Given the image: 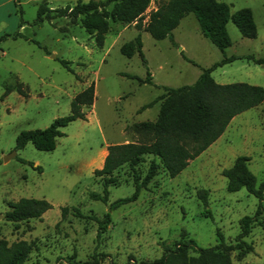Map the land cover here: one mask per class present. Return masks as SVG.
<instances>
[{
	"label": "rangeland",
	"instance_id": "1",
	"mask_svg": "<svg viewBox=\"0 0 264 264\" xmlns=\"http://www.w3.org/2000/svg\"><path fill=\"white\" fill-rule=\"evenodd\" d=\"M40 1L0 0V237L9 242L32 241L24 264H95L96 260L98 264H134L133 260L160 256L162 241L174 245L182 229L198 246L216 244L217 231L227 243H234L241 216L252 214L261 202L262 214L244 237L253 249H232L230 254L233 264H264V199L260 201L244 186L228 190L222 174L237 155L245 154L256 184L264 178V101L235 114L221 135L176 175L170 176L154 157L156 174L136 199L110 211V221L99 236L95 219L76 216L71 210L61 217L62 205H77L84 214L102 217L110 201L134 191V173L142 178L153 155L144 154L134 167L124 163L116 168L105 202L89 196L90 190L102 192L103 188L102 177L93 171L103 158L98 150L109 143L143 140L133 124L156 118L161 100L140 107L164 92V85L192 83L201 65L224 54L264 56V0H225L231 11L244 6L252 9L257 33L244 36L229 20L231 44L224 54L201 33L192 12L172 30L176 45L168 36L156 39L140 30L146 64L137 52L126 56L120 50L123 42L137 34V27L112 22L116 29L109 30L99 46L82 26V15L35 23ZM47 1L51 7L77 2ZM147 69L155 78L152 83L139 84L130 76L144 77ZM212 74L218 82L240 80L264 86V63L247 57L218 66ZM20 81L25 93L17 89ZM92 81L95 97L84 108L86 118L63 126L53 149H39L28 141L4 159L15 149L21 130L43 128L56 116L67 114L71 98ZM7 85L14 89L4 94ZM201 188L209 191L207 205L198 195ZM21 196L45 197L52 206L41 218L7 219L8 202Z\"/></svg>",
	"mask_w": 264,
	"mask_h": 264
},
{
	"label": "trees",
	"instance_id": "2",
	"mask_svg": "<svg viewBox=\"0 0 264 264\" xmlns=\"http://www.w3.org/2000/svg\"><path fill=\"white\" fill-rule=\"evenodd\" d=\"M150 0H77L75 4H66L57 7L48 5L47 0L38 4L35 23L57 16H81L82 26L91 33L99 46L104 43L105 33L109 30L110 20L132 22L136 20L137 28L143 27L145 10ZM112 4L109 8L108 5ZM193 12L196 16L201 32L208 37L224 54V49L231 44L227 31V22L232 20L242 35L254 37L257 26L252 9L244 6L230 10L225 0H165L159 2L156 9L149 12V18L144 28L155 38L168 36L176 45L173 37V28L180 18ZM19 34L16 32L14 34ZM5 35H8L6 33ZM121 52L131 56L137 52L144 64L147 63L142 49V39L137 33L132 39L123 42ZM247 57L258 63H264V56L255 57L246 55H223L209 66H202L198 77L188 84L177 86L164 85V92L152 100L144 103L141 108L151 106L160 101L157 116L153 120H141L133 124L135 130L143 133V140H128L109 143L107 153L100 167L94 168V173L102 177V192L90 190L89 196L93 199L108 201L109 186L114 182L113 171L124 163L134 167L142 160L144 154H152L145 175L139 178L134 173V191L126 196L118 197L108 204V210L99 217L96 214H84L77 205H62L61 217L70 210L79 217H90L97 221V236L107 227L110 221V211L120 204L136 199L142 187L156 174L158 157L170 176H174L184 169L191 159L199 155L213 141H215L226 128L231 118L250 107L257 106L264 101V86L247 81L218 82L211 71L225 62L235 58ZM67 65L68 61L61 60ZM140 83H152L151 73L147 69L145 77L130 75ZM17 89L21 93L25 90L18 82ZM14 89L7 85L5 93ZM95 97L94 82H90L78 91L70 101V111L67 114L56 116L43 128H29L21 130L16 136L15 148L23 147L31 141L37 148L51 150L56 145V139L63 134L62 127L76 118H86L85 107L90 106ZM249 156L239 154L231 166L222 169L227 177L226 187L234 191L242 186L253 193L261 201L264 199V178L256 184V176L248 166ZM32 163V162H31ZM33 164V163H32ZM35 168L41 170L40 165ZM208 190L201 188L198 195L207 205ZM9 208L5 217L9 220L20 221L29 218H41L42 214L52 206L45 197L21 196L8 202ZM261 202L252 214H244L239 220L240 231L235 236L234 243H227L223 234L217 231L219 241L210 246H198L195 239L188 236L182 229L174 245L162 241L163 253L151 261L133 260L134 264H233L230 251L240 249L241 252L251 251L253 244L244 239L262 214ZM208 212V210L206 211ZM32 247V241L24 238L9 242L0 237V264H24ZM98 264V260L95 261Z\"/></svg>",
	"mask_w": 264,
	"mask_h": 264
},
{
	"label": "crops",
	"instance_id": "3",
	"mask_svg": "<svg viewBox=\"0 0 264 264\" xmlns=\"http://www.w3.org/2000/svg\"><path fill=\"white\" fill-rule=\"evenodd\" d=\"M162 1H165V0H150L149 1V4H148V6H147V8H146V10H145V15H144V18H143V27L142 28H138L137 30H139L137 33H140V30H142V31H148V30H146L145 28H144V25H145V23L147 22V20H148V18H149V12L152 10V9H156L157 8V6H158V4H159V2H162ZM189 13H191V12H188V13H186V14H184L181 18H180V21H179V23L181 22V20L183 19V18H185V16L187 15V14H189ZM193 13V12H192ZM194 14V13H193ZM58 17V16H57ZM53 19V18H52ZM197 19V18H196ZM198 21V20H197ZM112 22L114 23V24H116V22H119V23H121V26H123V27H129V26H134V27H136V25H135V22H136V20H134V21H132V22H121V21H110V27H109V30H112V29H116L115 27H113L114 26V24H112ZM179 23L177 24V25H179ZM177 25L173 28V30L177 27ZM200 27V26H199ZM108 30V31H109ZM107 31V32H108ZM200 31H201V29H200ZM106 32V33H107ZM149 32V31H148ZM106 33H105V35H106ZM150 33V32H149ZM202 33V32H201ZM140 35H141V33H140ZM173 37H174V40L176 41V42H178L177 40H176V37H175V34H173ZM155 38V37H154ZM105 39V38H104ZM142 39V38H141ZM156 39H160V38H156ZM104 44V43H103ZM179 45H180V43H179ZM103 46V45H102ZM142 46H143V42H142ZM243 57H245V56H243ZM249 59V58H248ZM230 62V61H229ZM213 63V62H212ZM211 63V64H212ZM225 63H227V62H225ZM225 63H223V64H221V65H218V66H222V65H224ZM211 64H209V65H211ZM209 65H206V66H209ZM203 65H201L200 66V69H201V67H202ZM206 66H204V67H206ZM217 66V67H218ZM217 67H215V68H217ZM214 68V69H215ZM213 69V70H214ZM213 70L211 71V74H212V72H213ZM200 72H201V70H200ZM199 72V73H200ZM151 73V79H152V81L154 82L155 81V78H154V76L152 75V72H150ZM199 75V74H198ZM212 76H213V74H212ZM141 77V76H140ZM145 77V76H144ZM198 77V76H197ZM196 77V78H197ZM214 77V76H213ZM195 78V79H196ZM136 79V78H135ZM215 79V78H214ZM137 80V79H136ZM216 80V79H215ZM217 81V80H216ZM137 82L139 83V84H146V83H150V82H142V83H140L138 80H137ZM84 88V87H83ZM6 94V93H5ZM159 105H160V103H159ZM142 106V105H141ZM141 108V107H140ZM158 110H159V107H158ZM158 113V112H157ZM139 121H141V120H139ZM107 145L108 144H105L104 146H102L99 150H98V153L100 152V150H102L103 151V158H101L99 161V164L100 165H102L101 163L103 162V159H104V156L106 155V153H107ZM152 155V154H151ZM94 159L96 160L97 159V156H95L94 157ZM43 215V214H42ZM43 217V216H42ZM33 218H37V217H33ZM30 219V218H29Z\"/></svg>",
	"mask_w": 264,
	"mask_h": 264
},
{
	"label": "water",
	"instance_id": "4",
	"mask_svg": "<svg viewBox=\"0 0 264 264\" xmlns=\"http://www.w3.org/2000/svg\"><path fill=\"white\" fill-rule=\"evenodd\" d=\"M15 153H16V148H15L12 152L6 154V155L4 156V159H7V158H9V157L15 155Z\"/></svg>",
	"mask_w": 264,
	"mask_h": 264
}]
</instances>
